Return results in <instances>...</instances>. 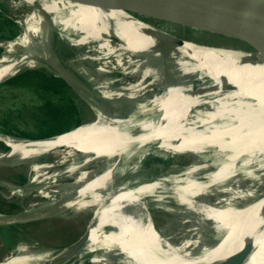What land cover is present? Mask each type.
Listing matches in <instances>:
<instances>
[{"label":"bare ground","instance_id":"1","mask_svg":"<svg viewBox=\"0 0 264 264\" xmlns=\"http://www.w3.org/2000/svg\"><path fill=\"white\" fill-rule=\"evenodd\" d=\"M21 1L34 10L21 19V37L8 43L9 52L18 49L21 54L0 60V83L25 66L53 67L81 89L96 120L36 142L0 133V141L11 147L0 152V163L26 162L65 147L72 162L55 172V179L65 173L74 176L59 200L16 217L0 214V221L65 210L90 212L94 217L87 234L60 252L20 251L0 264H61L71 255L79 264L98 263V250H117L131 264H223L245 244L252 249L240 264H264V196L242 209L203 202L207 188L241 173L238 162L263 160L264 165V56L230 50L214 53L212 48L187 42L166 51L161 30L124 11L69 0ZM51 26L88 50L64 64L46 47ZM107 57L118 60V71L124 75L116 87L112 69L97 63ZM74 72L85 76L90 87L78 82ZM104 104L112 105L115 112H107ZM151 145L172 152L210 153L217 167L207 181L169 185L172 196L163 194L164 185L157 180L134 187L123 184L117 165ZM90 163L98 166L89 176L83 167ZM259 176L264 179V171ZM9 188L19 196L29 190L28 185ZM149 196L160 203L178 201L202 209L216 228L224 227L223 235L200 252L172 246L154 226Z\"/></svg>","mask_w":264,"mask_h":264},{"label":"rangeland","instance_id":"2","mask_svg":"<svg viewBox=\"0 0 264 264\" xmlns=\"http://www.w3.org/2000/svg\"><path fill=\"white\" fill-rule=\"evenodd\" d=\"M27 11H30V8L22 6L11 10V14L18 18L19 15ZM197 36L201 39H208L202 35ZM53 37L58 39V36L53 35ZM73 50L70 46L68 51H64L53 45L51 51L55 52V55L65 64L74 61L76 56ZM211 50L214 53H226L228 51ZM20 54L21 51L18 49L9 52L8 43L0 39V60L5 55L18 56ZM87 62L85 61L83 64L86 65ZM112 62L113 60L107 64V67L112 69L110 76L117 80L113 84V87H116L124 75L118 71L119 65ZM64 67L67 69L68 66ZM31 69L45 70L47 73L57 76V69L42 65L28 68L25 66L15 75ZM73 76L78 82L90 87L91 84L85 76L75 72ZM128 79L132 80V78ZM70 88L73 100L79 109V113L70 119V123L72 124L77 120H80L81 124L94 121L96 113L80 91L81 89L71 86ZM42 99L34 85L27 88H17L13 91L4 89L0 85V121L3 120L7 111L13 112L10 117L12 121L6 129L14 132V134L6 133L5 130L1 129V125L0 133L12 136H17L18 133L38 136L49 133L51 129L58 126L65 128L66 124L59 125L62 122L60 119H49L47 115L41 114ZM103 106L107 112H115L112 105L104 104ZM67 151L65 147H62L16 166L0 165V209L5 211L10 209L8 205L2 204L1 199L15 202L21 207V210H15L13 214L3 212L0 214L3 217L20 216L28 210L39 208L44 203L55 199L59 200V195L64 188L74 182V176H70L68 173L57 179L54 175L55 172L64 169L72 162V159L67 157ZM133 156L124 158L117 165V173L121 180L123 179L122 183L134 187L142 182L151 183L157 180L164 185L162 190L166 196L174 194L173 190L167 189L169 185L185 184L190 179L207 181L218 163L210 153L172 152L156 145L143 148ZM262 163L263 160L250 161L247 164L238 162L237 166L242 170L241 173L207 188L203 202L210 205L242 209L263 197L264 179L259 176L264 171ZM36 166H38V170L34 169ZM97 166V163H90L83 167V171L88 172L90 176L91 172L97 169ZM12 169L24 171L28 181L24 185L13 182L15 178ZM10 185L19 187L28 185L29 190L20 196L13 195L9 188ZM147 205L156 230L172 246L200 252L204 245L217 243L223 235L224 227L217 225L216 228L214 220L206 218L202 209L198 207L178 201L160 203L154 196L147 198ZM93 217L90 212L75 214L70 210H65L59 214L47 215L25 223L12 225L0 223V261L20 251L38 253L51 250L58 252L61 248L69 246L78 239L87 229L89 220L91 221ZM96 253L101 258L100 262L93 263L86 260L82 264H131L126 255L117 250L112 253L98 250ZM75 259L77 258H69L61 264H72Z\"/></svg>","mask_w":264,"mask_h":264},{"label":"water","instance_id":"3","mask_svg":"<svg viewBox=\"0 0 264 264\" xmlns=\"http://www.w3.org/2000/svg\"><path fill=\"white\" fill-rule=\"evenodd\" d=\"M69 1L96 6L103 9L121 10L135 17L139 21L157 27L165 34L163 39L164 41L163 43H161V45L163 46V48H166L164 49L166 51L171 50L173 48V45H182L184 44V42H189L215 50H230L234 52H241L243 54L260 53L264 56V0ZM22 6L29 7L30 11H27L26 13L19 15L18 18H15L11 14V10L18 9ZM33 10V6L21 0H0V39L6 41L7 43H10L16 41L19 37H21L23 33V25L21 23V19L24 16L30 14ZM53 35L58 36V39H55L54 37L52 38ZM197 35L208 37V39H201ZM111 40L112 43L115 44L116 38L112 37ZM45 43L47 49L50 51L53 49V45L54 47H59L64 51H68L70 46L76 51L75 52L73 50L75 56L83 54L88 50L86 46H78L73 44L71 40L66 38L63 32L57 29V26L50 27L49 34L45 37ZM134 58V56L130 57V59ZM167 59L168 57L165 56V59L163 60L168 67ZM111 60H113L118 65V60L114 57L99 59L97 60V63L108 64L111 63ZM249 61L251 62L252 59H249ZM57 76L64 79L71 87H73L63 76L59 74H57ZM84 124L86 123L74 126L71 129L61 133L46 136L24 137L12 136L5 133L1 134L11 136L18 140L36 142L46 139H52L56 136L68 133L76 128H79ZM2 144L3 146H0V152H4L8 149L11 150V147H9L7 144H5L4 142H2ZM21 163H0V165L16 166ZM10 217L4 218L7 219ZM42 217L44 216L28 219L3 220L0 221V223L12 225L25 223ZM88 226L84 233L69 246L77 243L80 238H83L87 234V232L89 231ZM63 249H61L60 251H62ZM251 249L252 245L245 244L242 249H240L235 254H232L223 264H240L250 253ZM73 256L74 255L69 256L68 259L72 258ZM72 264H79V260L75 259Z\"/></svg>","mask_w":264,"mask_h":264},{"label":"trees","instance_id":"4","mask_svg":"<svg viewBox=\"0 0 264 264\" xmlns=\"http://www.w3.org/2000/svg\"><path fill=\"white\" fill-rule=\"evenodd\" d=\"M20 77H27L16 84L19 86H33L36 88L38 94L44 100V106L47 108L45 112L54 119H60L62 121L59 125L66 124L65 128L56 127L51 129L49 133H44L38 136H46L53 135L57 133H61L71 129L73 126H77L81 124L80 120L75 121L74 123H70V119L79 113V109L77 104L74 102L73 97L71 95V88L67 84V82L59 76L49 74L45 70L40 69H31L25 70L19 73ZM6 133L14 134V132L10 130H5ZM17 136L24 137H36L32 135H28L25 133H18ZM0 146L3 144L0 142ZM14 172V180L13 182L24 185L28 181V177L24 171H15ZM2 204L8 205L10 207L9 210H1L0 212L6 214H13L15 210H21V207L15 202H9L8 200L1 199Z\"/></svg>","mask_w":264,"mask_h":264},{"label":"flooded vegetation","instance_id":"5","mask_svg":"<svg viewBox=\"0 0 264 264\" xmlns=\"http://www.w3.org/2000/svg\"><path fill=\"white\" fill-rule=\"evenodd\" d=\"M26 78L27 77H20L19 74L13 75V76L9 77L8 79H6L4 82L0 83V85L4 89H9L11 91H13V90H15L17 88H23V87H26L27 88L28 86H19V85L16 84L17 82H19V81H21L23 79H26ZM40 107H41V110H40L41 111V114H43L45 116L47 115V117H49V119H50L51 117L45 112V110L47 108L44 106V100L43 99L41 101ZM12 113L13 112H11V111H7L5 113V115H4L5 117L3 118L2 121H0V125L2 127L1 129L8 130L6 128H7L8 124H10V122L12 121L11 120L12 118H10L12 116Z\"/></svg>","mask_w":264,"mask_h":264}]
</instances>
